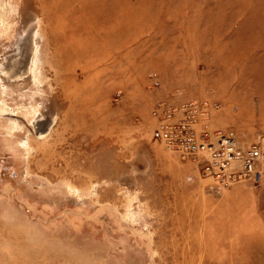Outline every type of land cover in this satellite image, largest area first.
I'll return each mask as SVG.
<instances>
[{"label": "rangeland", "instance_id": "rangeland-1", "mask_svg": "<svg viewBox=\"0 0 264 264\" xmlns=\"http://www.w3.org/2000/svg\"><path fill=\"white\" fill-rule=\"evenodd\" d=\"M189 102L264 145V0H0V264H264V172L159 139Z\"/></svg>", "mask_w": 264, "mask_h": 264}, {"label": "built area", "instance_id": "built-area-1", "mask_svg": "<svg viewBox=\"0 0 264 264\" xmlns=\"http://www.w3.org/2000/svg\"><path fill=\"white\" fill-rule=\"evenodd\" d=\"M206 109L207 104L198 102L160 108L158 132L165 148L184 159L205 156L203 172L219 185L260 181L264 172V145L241 147L233 133L215 135L216 130L208 125Z\"/></svg>", "mask_w": 264, "mask_h": 264}, {"label": "bare ground", "instance_id": "bare-ground-1", "mask_svg": "<svg viewBox=\"0 0 264 264\" xmlns=\"http://www.w3.org/2000/svg\"><path fill=\"white\" fill-rule=\"evenodd\" d=\"M23 56H24V55H22V57H23ZM28 59H29V58H28ZM27 61H28V60H27ZM27 61H26V62H27ZM11 67H12V66H11ZM27 68H28V66H27ZM20 69H22V68H20ZM24 70H25V69H24ZM19 71H21V70H19ZM28 72H29V74H31L33 71L29 69ZM30 72H31V73H30ZM19 74H20L19 77H22V76H23V73L20 72ZM34 74H35V72L32 73V75H34ZM13 76H14V75H12V76H10V77L12 78ZM16 76H17V75H16ZM17 78H18V77H17ZM11 114H12V117H17V115H14V114H15V111H12ZM42 123H43V122H42ZM43 124H44V123H43ZM13 125H14L15 127H18V125H15V124H13ZM45 125H46V124H45ZM44 128H45V127H44ZM36 129H37L38 132H40V130L42 129V126H41V125H38V127H37ZM36 134H38V133H36Z\"/></svg>", "mask_w": 264, "mask_h": 264}]
</instances>
